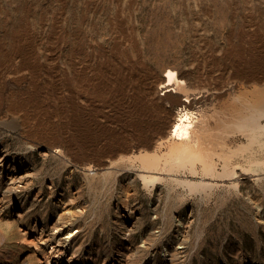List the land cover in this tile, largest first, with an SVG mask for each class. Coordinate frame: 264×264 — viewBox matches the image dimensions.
I'll return each mask as SVG.
<instances>
[{"label":"rangeland","instance_id":"374dc122","mask_svg":"<svg viewBox=\"0 0 264 264\" xmlns=\"http://www.w3.org/2000/svg\"><path fill=\"white\" fill-rule=\"evenodd\" d=\"M119 3L122 15L130 17L137 26L146 62L162 75L157 84L166 80L169 71H175L185 81L183 88L175 87L172 91L173 98L162 101L172 108L174 122L185 112L184 97L188 94L194 101V106L188 109L194 123L208 120L209 130L226 143L201 150L185 139L169 136L168 132L161 139L163 144L157 142L153 148L142 150L132 147L134 150L124 153L114 167L88 175L80 165H71L67 154L40 145L28 148L19 122L16 126L0 123V142L9 144L15 153H27L36 169L32 183L14 197L13 215H0V264H47L46 256L35 246L36 240L22 234L13 218L18 207L30 201L41 185L45 199L37 210L39 213L54 210L50 188L46 187L52 180L57 184V196L68 184L80 189L77 199L87 210L72 226L83 225L78 245L90 243L115 251L122 244H130L141 247L144 254L149 248L141 245L144 241L150 244L156 241L149 230L157 226L156 229L162 230V238L156 244L162 250L167 246L166 240L183 233L176 230V216L190 223L184 233L189 245L188 264L264 260V226L257 221L259 209L264 214V116L255 120L252 106L245 102L249 98L232 93L225 101L215 95L216 86L208 79L212 56L191 51L200 48L201 42L192 35L190 27L191 18L196 19L199 33L223 44L230 24L235 22L238 26L247 7L264 28V0H0V37L10 39L27 15L34 22L42 12L51 16L63 8L70 26L83 24L89 36L110 44L109 19L117 12ZM207 7H211V15L205 13ZM216 54L221 55V51ZM88 63L98 64L95 69L87 68L88 74L100 71L99 63ZM219 73L220 70L214 72ZM163 91L165 88H159L158 96ZM108 110L113 114L105 105V111ZM106 115L98 118L104 121ZM243 117L252 119L247 122L251 127L245 131L238 129V120ZM141 153L153 157V161L137 157ZM132 164L150 170L153 175L148 178L156 179V187L146 188L144 179L136 176L137 170L127 168ZM130 186L136 190L127 195ZM127 199L138 202L140 207L134 214V222L125 223L132 227L127 229L130 241L121 237L120 223L116 221V206ZM154 210L159 216H155ZM136 256L137 262L143 260L141 253Z\"/></svg>","mask_w":264,"mask_h":264},{"label":"bare ground","instance_id":"6f19581e","mask_svg":"<svg viewBox=\"0 0 264 264\" xmlns=\"http://www.w3.org/2000/svg\"><path fill=\"white\" fill-rule=\"evenodd\" d=\"M247 8L241 14L238 26L235 22L230 24L223 44L199 33L198 22L191 18L192 35L201 42L200 48L191 51L212 56V73L208 79L216 86L215 95L225 101L232 93L249 98L245 102L252 106L251 112L257 120L264 116V28L252 9ZM205 13L211 15V7H207ZM109 28L112 42L105 44L89 36L83 24L70 26L61 8L51 16L42 12L34 22H30L27 15L11 33L10 39L0 37V123L16 126L19 122L28 148L40 145L67 154L70 164L80 165L88 175L114 167L119 158H124V153L131 150L149 148L154 142L163 144L161 139L168 132L169 136L185 139L186 143L201 150L226 143L209 130L208 120L194 123L188 110L194 106V101L188 94L184 97L186 110L174 122L172 108L164 106L162 101L166 97L173 98L172 91L175 87L183 88L185 81L178 78L175 71H169L165 74L166 80L157 84L162 75L146 62L137 26L130 17L122 15L121 3L109 19ZM218 50L221 51L219 56ZM90 61L99 63L100 71L88 74L87 68L98 67V64L90 65ZM215 70L220 73L215 75ZM147 78L153 80L147 82ZM159 88H165L160 96ZM97 99L105 102L98 103ZM107 103L112 105L116 119L130 113L136 116L127 115L121 124L111 127L97 118L106 113ZM250 120V117L239 119L238 129L250 128L247 125ZM109 134H113V138ZM126 136L131 139L120 140ZM72 142L78 146L74 148L76 150L95 147L97 151L74 152L66 146ZM24 155L0 142V215H13L14 197L33 181L35 164L30 162L27 153ZM137 157L153 161V157L143 153ZM127 168L137 170L136 176L144 179L146 188L156 187V179L148 178L153 174L144 166L132 164ZM46 187L50 188L49 199L54 201L56 208L41 213L37 210L45 199L41 185L30 201L18 207L13 221L22 234L36 240L35 246L46 256L47 264L189 263V245L184 238L189 220L175 216L176 230L183 233L166 240L167 246L162 250H158L156 244L162 238V230L156 229L157 226L149 230L156 241L153 244L144 241L141 245L149 248L144 254L141 247L130 244H122L115 251L90 243L78 245L83 225L72 226L87 210L77 199L79 187L74 189L68 184L59 196L55 193L57 184L54 180ZM128 190L127 195L136 189L132 186ZM139 208L138 202L131 203L129 199L116 206V221L120 223L121 237L125 240L130 241L127 229H132L125 223L134 222V214ZM154 212L159 216V212ZM258 214L257 221L264 226L262 210L259 209ZM196 246L197 243L194 248ZM137 253L143 255L140 262L136 261ZM240 261L241 264H264V260Z\"/></svg>","mask_w":264,"mask_h":264},{"label":"water","instance_id":"95a60500","mask_svg":"<svg viewBox=\"0 0 264 264\" xmlns=\"http://www.w3.org/2000/svg\"><path fill=\"white\" fill-rule=\"evenodd\" d=\"M107 107H110V109L112 110V105H110V104H108L107 103ZM110 110H108L107 112H106V116H105V120L103 121L104 123H106V124H108V125H110L111 127H114L112 124H115V125H117L116 123H118V124H121L122 123V121L123 120H125L126 119V117H128L127 115H124V116H126V117H120V118H114L112 115V112H109ZM98 118V117H97ZM99 119V118H98ZM100 120V119H99ZM125 133V132H124ZM126 133H128V132H126ZM109 135H111V137L113 138V134H109ZM138 134H136V136H137ZM108 139V138H107ZM106 139V140H107ZM123 139H131V137L129 138L128 136H126V137H122V138H120V140H123ZM106 140H103V141H106ZM69 143V142H68ZM133 143H135V142H133ZM155 145V142L149 147V148H153V146ZM66 146L68 147V148H70V150H72V151H74V152H76V151H78V150H81L82 152H89V153H91V152H96L97 150L95 149V147H81V148H79V149H74V148H78V146L75 144V143H70V146H68L67 145V143H66ZM131 146V148L132 147H134V144H131L130 145Z\"/></svg>","mask_w":264,"mask_h":264}]
</instances>
